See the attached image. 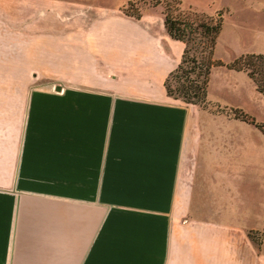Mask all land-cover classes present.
<instances>
[{"label":"crops","instance_id":"crops-1","mask_svg":"<svg viewBox=\"0 0 264 264\" xmlns=\"http://www.w3.org/2000/svg\"><path fill=\"white\" fill-rule=\"evenodd\" d=\"M48 6L69 22L30 42L47 81L0 112V264H264V130L167 94L163 14Z\"/></svg>","mask_w":264,"mask_h":264},{"label":"rangeland","instance_id":"rangeland-1","mask_svg":"<svg viewBox=\"0 0 264 264\" xmlns=\"http://www.w3.org/2000/svg\"><path fill=\"white\" fill-rule=\"evenodd\" d=\"M43 1L46 4L52 1L58 2L63 6L84 2L90 3L92 10L126 8L129 12L138 6L140 10H154L157 15L164 16V4L153 5L149 0H131L134 1L133 4H129V0H40L41 3L39 0H0L1 113H5L6 110L4 102L8 88H25L47 81L31 76L28 67L30 42L40 33L37 30L39 23L41 25L68 23L69 14L56 13L59 10H48L49 3L43 6ZM177 2V10L180 11L192 10L214 16L222 14V28L217 36L213 53L215 58L225 62L231 61L241 53L264 52V0H177ZM171 3L175 4L174 1ZM39 4L43 10H38ZM209 80L211 95L225 101L241 102L244 108L211 102L207 99V94L205 102L193 104L210 109L213 113L224 114L226 117L241 118L236 115L235 109L242 110L254 119V122H249L255 125L257 122L262 123L263 126L259 128L264 130V94L261 91L263 95L258 93L255 87L252 89L245 75L229 74L216 69L211 78L209 74ZM230 81L239 86V90L234 91L235 94L227 89L224 90V85ZM171 83L174 85L175 81L171 79ZM175 98L181 99V97Z\"/></svg>","mask_w":264,"mask_h":264},{"label":"trees","instance_id":"trees-1","mask_svg":"<svg viewBox=\"0 0 264 264\" xmlns=\"http://www.w3.org/2000/svg\"><path fill=\"white\" fill-rule=\"evenodd\" d=\"M149 1L153 5L164 4V25L167 32L184 43L180 62L165 78L167 94L181 97L188 103L205 102L209 74L215 65L246 70L255 81L257 89L264 94V52L241 53L228 62L214 57L217 36L222 28L221 13L214 16L192 10L180 11L177 10V0ZM128 3L133 4L134 1L129 0ZM123 10L135 17L141 14L138 6L131 12L126 8ZM171 79L175 81L174 85ZM235 112L242 119L254 122V119L242 110L235 109ZM256 125L263 126L258 122Z\"/></svg>","mask_w":264,"mask_h":264}]
</instances>
